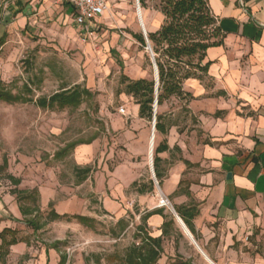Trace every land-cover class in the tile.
<instances>
[{
    "label": "rangeland",
    "instance_id": "rangeland-1",
    "mask_svg": "<svg viewBox=\"0 0 264 264\" xmlns=\"http://www.w3.org/2000/svg\"><path fill=\"white\" fill-rule=\"evenodd\" d=\"M139 5L144 15L161 17L156 31L145 20L147 34L159 31L166 21L160 12L161 0H149L145 8L139 0ZM136 10L137 0L120 4L110 0L106 27L99 39L91 43H83L79 32L66 41L53 35L18 31L0 42V80L14 93L28 84L34 100L76 86L86 87L94 94L93 100L75 110L49 111L35 103L0 102V224L12 217L14 207H19L15 190H37L40 211L33 216L20 215L17 239L33 240V246L39 250L61 242L59 260L65 256L66 264H124L129 248L140 243L136 229L141 223L142 207L135 200L137 191L133 183L144 188L153 180L150 196L158 206L164 199L153 178L148 152L137 153L149 147L148 141L144 143L128 134L130 130L136 135L149 132L154 123L144 121L139 123L140 128L134 123L130 129L133 120L130 105L136 103L125 93L124 78L131 81L155 78L151 52L134 38L135 34H142ZM114 35L120 37V43L112 49L110 42ZM205 84L212 86V82ZM190 102L191 99L171 98L157 112L164 115L163 121L170 129L177 127L188 136L198 131L201 138V130L197 129L200 124L188 109ZM121 108H125L124 115L119 111ZM167 135L155 139L154 150ZM90 141V145L96 144L97 153L88 164H80L76 158L78 147L83 145L69 149L58 159L57 154L67 146ZM166 165L161 164L165 174ZM85 168L91 172L80 184L78 170ZM11 178L20 184L16 186ZM173 199L170 197V206L164 208L172 210ZM23 205L33 204L27 200ZM52 210L59 215L93 218L95 227L89 229L65 219L51 221L48 214ZM120 220L126 222L125 229L117 225ZM27 221L33 222L32 225ZM36 226L39 230L34 233ZM7 238L10 240L12 236ZM189 254L195 264H207L192 249ZM26 258L22 257L18 264H28Z\"/></svg>",
    "mask_w": 264,
    "mask_h": 264
},
{
    "label": "crops",
    "instance_id": "crops-1",
    "mask_svg": "<svg viewBox=\"0 0 264 264\" xmlns=\"http://www.w3.org/2000/svg\"><path fill=\"white\" fill-rule=\"evenodd\" d=\"M111 1L120 4L128 0ZM207 2L224 41L206 52V62L211 63L210 79H190L184 85L185 92L193 97L188 109L198 120L202 137L198 131L188 136L172 127L165 139L169 151L159 158L168 170L159 186L164 199L174 198L172 210L158 206L149 192H137L135 200L142 207L140 219L150 212H162L147 220L149 235L162 238L163 253L157 264H195L189 254L191 249L207 264H264V0ZM135 14L146 32L147 19L153 30L158 29L161 17L144 15L142 9L141 16L137 10ZM106 17L107 12L92 24L96 39L106 27ZM75 18V9L60 0H0V40L18 31L67 41L76 32L81 36ZM119 43L120 37L114 35L110 46L113 49ZM130 106V129L134 123L140 128L144 120L139 117V106ZM128 134L148 144L151 136L154 140L160 138L153 128L137 135L130 130ZM96 147H78L79 163L88 164L97 153ZM148 148L137 153H147ZM181 182L190 197L176 195ZM191 203L197 204L199 210L193 221L195 236L181 221L195 243L185 233L175 211V207ZM11 214L0 224V264H18L25 256L28 264H60V253L53 246L39 250L33 240L17 239L16 224L22 214L19 207H14ZM164 216L175 218L173 229L165 236ZM14 239L18 243L10 245Z\"/></svg>",
    "mask_w": 264,
    "mask_h": 264
},
{
    "label": "trees",
    "instance_id": "trees-1",
    "mask_svg": "<svg viewBox=\"0 0 264 264\" xmlns=\"http://www.w3.org/2000/svg\"><path fill=\"white\" fill-rule=\"evenodd\" d=\"M149 0H140L141 6L146 7ZM160 12L165 17V24L155 33L148 34L149 44L154 56L155 64L158 69L159 90L157 96L158 108H161L171 98L181 100L193 99L192 95L185 92L184 85L190 79H197L201 82L209 80L210 62H206V52L209 48L218 47L223 44L224 34L218 26L217 21L210 11L207 0H161ZM142 9V8H141ZM143 10V9H142ZM141 47H147L143 34L134 36ZM4 38L0 40L2 43ZM146 59L150 61L147 56ZM125 83V93L135 100L139 106L140 119L153 123L155 119L156 134L166 136L170 130V126L164 123V115L159 112L154 114V104L156 100L155 78L152 80L140 79L131 81L127 78ZM33 91L28 84L14 93L4 82L0 80V102L8 105L35 103L42 110L62 111L65 109H78L83 103L93 100L94 94L86 87L76 86L71 89L63 88L61 91L51 95L34 100ZM93 141V140H92ZM90 142H80L72 144L64 148L57 154L58 159L69 149H75L80 145H90ZM169 151L166 140L159 144L154 150V173L155 178L162 185L165 176L161 170L162 160L159 155ZM91 172L90 168L78 170L80 177L79 183H83L88 179ZM16 186L20 184L19 180L11 178ZM183 182L179 185L177 194L184 193L190 197L187 190L182 189ZM132 187L140 194L152 192L154 190L153 180L149 181V186L139 188L138 183H133ZM13 194L17 197L20 212L22 216L28 217L40 211L39 193L37 190L32 192H24L15 190ZM31 200L32 206L23 205V201ZM175 211L179 218L184 222L190 232L195 236L193 221L199 214L198 206L191 203L188 206L175 207ZM160 211H154L141 217V223L136 229V239L140 240L133 244L125 257L124 264H157L162 253V238H152L147 230V220L155 214H161ZM51 221L67 220L76 221L80 225L94 229L95 219L87 216H68L59 215L55 211L49 214ZM166 222L164 224V236L168 230L173 229L175 218L173 216H164ZM29 225L33 222L27 221ZM123 229L127 227L125 221L120 220L117 224ZM35 231L39 227H34ZM18 243L16 239L9 244ZM61 242H56L53 248L58 252ZM60 264H66V257L62 256ZM180 264H192L190 261L181 262Z\"/></svg>",
    "mask_w": 264,
    "mask_h": 264
},
{
    "label": "built area",
    "instance_id": "built-area-1",
    "mask_svg": "<svg viewBox=\"0 0 264 264\" xmlns=\"http://www.w3.org/2000/svg\"><path fill=\"white\" fill-rule=\"evenodd\" d=\"M69 4L76 11L75 22L81 29V40L83 43H91L96 40V31L92 27L93 22L101 18L109 9V0H60ZM137 8L140 9L139 0H137ZM147 44V43H146ZM150 44H147L149 50ZM150 52H152L150 47ZM121 114H125V108H121ZM170 203L167 199L161 201L160 207H169Z\"/></svg>",
    "mask_w": 264,
    "mask_h": 264
},
{
    "label": "water",
    "instance_id": "water-1",
    "mask_svg": "<svg viewBox=\"0 0 264 264\" xmlns=\"http://www.w3.org/2000/svg\"><path fill=\"white\" fill-rule=\"evenodd\" d=\"M139 8H137V11L139 12ZM141 28H142V34L145 38V41L147 44H149V40H148V34L146 32V30L144 29L143 27V24H141ZM149 50H150V47H148ZM151 58H152V61H153V66H154V77H155V82H156V87H155V94H156V100H155V104H154V114L156 115L157 113V96H158V90H159V76H158V69H157V66L155 64V60H154V56H153V53L151 52ZM155 119H154V123H153V129L155 130ZM152 175H153V178H155V173H154V169H153V162H152ZM177 217V220L180 222V224L182 225L185 233L190 237V239L192 240L193 243H195L194 239L192 238V236L190 235L189 231L186 229L185 225L182 223L181 219L179 218V216H176Z\"/></svg>",
    "mask_w": 264,
    "mask_h": 264
},
{
    "label": "bare ground",
    "instance_id": "bare-ground-1",
    "mask_svg": "<svg viewBox=\"0 0 264 264\" xmlns=\"http://www.w3.org/2000/svg\"><path fill=\"white\" fill-rule=\"evenodd\" d=\"M138 14H139V16H141V7H140ZM143 21H144V16H143ZM154 147H155V140L151 136V140H150L149 148H148L149 164H150L151 168H152V162L154 159Z\"/></svg>",
    "mask_w": 264,
    "mask_h": 264
}]
</instances>
